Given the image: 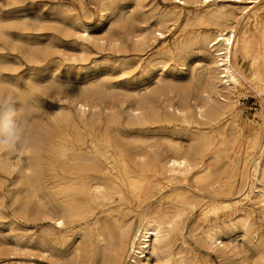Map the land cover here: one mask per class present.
Instances as JSON below:
<instances>
[{"label": "rangeland", "instance_id": "1", "mask_svg": "<svg viewBox=\"0 0 264 264\" xmlns=\"http://www.w3.org/2000/svg\"><path fill=\"white\" fill-rule=\"evenodd\" d=\"M173 1L0 0V100L16 102L22 119L32 122L27 123L23 146L0 152V264H62L59 256L76 248L84 257L90 249L99 254L95 232L105 217L118 214L134 231L143 216L167 206L173 193L178 199L174 209L167 210L177 223L171 256L155 264H173L178 257L196 264H264V253L251 246L244 250L240 233H227L223 239L233 256L204 243L206 229L214 224L225 228L230 218L244 213L253 224L250 232L264 240L260 210L253 198L241 195L248 188L239 186V181L236 189L225 193L213 181L177 182L172 191L164 180H154L138 201L131 195L119 199L107 194L94 200L91 211L77 212L81 214L61 227L50 222V202L60 197L54 192L53 175L62 187L86 177L83 166H62L64 157L94 155L109 165L124 157L137 159L133 137L145 138L151 155L163 153L167 139L186 142L188 136H216L230 123L229 113L210 126L172 112L183 101L192 108L205 97L190 42L214 29L196 21L192 4L177 6ZM260 4L264 6V0ZM158 61L166 63L163 70ZM248 81L236 94L234 107L236 124L246 138L256 141L247 150L246 172L264 159V82ZM25 90L31 95L24 96ZM78 101L86 106L84 115L75 107ZM137 109L144 110L145 120L133 116ZM93 110L97 116H90ZM222 202L230 203V208ZM107 255L112 264L114 254ZM126 262L127 257L120 264Z\"/></svg>", "mask_w": 264, "mask_h": 264}, {"label": "bare ground", "instance_id": "2", "mask_svg": "<svg viewBox=\"0 0 264 264\" xmlns=\"http://www.w3.org/2000/svg\"><path fill=\"white\" fill-rule=\"evenodd\" d=\"M120 1H131L135 4L139 0ZM173 2L177 6L192 4L197 11L194 15L196 21L201 25L213 26L214 29H208L205 34L195 35L190 42L191 49L195 51L196 60L200 64L197 77L202 83L205 97L200 98L198 103L192 106L193 109L183 101V106L176 107L172 112L183 120L195 117L210 126L229 113L230 123L225 124L216 136H188L186 142L167 139L163 142V153L158 150L151 155L145 138L133 137L131 143L138 155L137 159L136 156L132 159L124 157L109 165H105L94 155L82 159L75 156L64 157L61 161L62 166L73 168L83 166L87 171L85 179L75 180L70 187H62L63 183H60V179L53 175L54 188H56L54 192L57 197L60 196L56 198V203L50 202V222L56 227H61L66 221L74 219L79 211L81 213L91 211L94 200L107 194H116L119 199H127L128 195H131L138 201L146 185L159 179L164 180V186L172 191H175L177 182L181 184L191 182L197 185L213 181L212 185L217 183L218 190L225 193L236 189V183L239 181V186L248 188V195L243 193L241 195L253 198L264 221V159L253 165V168L247 172L243 169L248 157L247 150L252 149L256 141L255 137L246 138L243 129L234 119L238 91L244 88L245 83L250 84L248 80L264 82V6L260 4V0H207V2L205 0H174ZM238 14H240L239 18H237ZM229 40L232 41L231 44L228 43ZM186 55L185 49L181 59L184 60ZM165 64L164 61L157 62V66L162 70ZM193 71L194 68L191 67L189 76L191 80L196 77ZM122 75L124 76V73ZM157 82L161 83L162 80L158 78ZM110 98L113 97L110 96ZM75 107L81 115H84L86 106L83 102H75ZM94 111L90 116H97ZM133 116L139 120L146 119L142 109L135 110ZM217 137L221 141L215 142ZM59 199L61 201H58ZM170 199L167 202L168 205L160 211H153L143 216L134 231L122 216L110 214L103 219V223L95 232L96 243L100 247L99 254L94 249H90L84 257L76 248L71 254L59 256L60 261L62 264H108L107 253L112 252L114 254L112 264L114 262L120 264V261L126 257L128 259L126 264L159 263L171 256L170 246L177 230V223L170 217L167 210L172 208L173 202L177 201L178 194L173 193ZM222 204L225 209L231 206L228 202H222ZM216 209L218 207L213 208V211ZM252 225L247 214H240L237 218H230L225 228L214 224L206 229L203 233L204 243L212 250L218 249L226 255L233 256L234 252L223 244V239L227 233L237 232L240 233L237 237H240V244L243 245L244 250L250 251L249 246H251L254 247L255 252L264 253V240L257 233L250 232ZM254 239L256 242L259 241L257 245L253 244ZM173 264L196 263L178 257L174 259Z\"/></svg>", "mask_w": 264, "mask_h": 264}, {"label": "clouds", "instance_id": "3", "mask_svg": "<svg viewBox=\"0 0 264 264\" xmlns=\"http://www.w3.org/2000/svg\"><path fill=\"white\" fill-rule=\"evenodd\" d=\"M23 95L30 96L31 90ZM27 123L16 102L0 100V152L13 151L27 142Z\"/></svg>", "mask_w": 264, "mask_h": 264}, {"label": "snow or ice", "instance_id": "4", "mask_svg": "<svg viewBox=\"0 0 264 264\" xmlns=\"http://www.w3.org/2000/svg\"><path fill=\"white\" fill-rule=\"evenodd\" d=\"M205 2H207V0H205ZM228 43H229V44H231V43H232V41H231V40H229V41H228Z\"/></svg>", "mask_w": 264, "mask_h": 264}]
</instances>
